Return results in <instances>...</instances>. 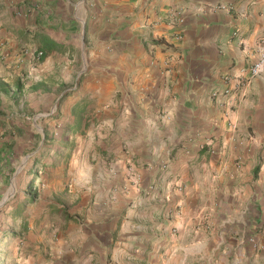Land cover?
Listing matches in <instances>:
<instances>
[{"label": "crops", "instance_id": "1", "mask_svg": "<svg viewBox=\"0 0 264 264\" xmlns=\"http://www.w3.org/2000/svg\"><path fill=\"white\" fill-rule=\"evenodd\" d=\"M263 50L264 0H0L13 264H264Z\"/></svg>", "mask_w": 264, "mask_h": 264}, {"label": "rangeland", "instance_id": "2", "mask_svg": "<svg viewBox=\"0 0 264 264\" xmlns=\"http://www.w3.org/2000/svg\"><path fill=\"white\" fill-rule=\"evenodd\" d=\"M27 193L32 192L27 191ZM3 195H5L4 198ZM23 196L24 194L16 193L13 186L8 191L0 192V198H3L0 199V264H13V234H17L19 228L11 214L18 202L14 200H20Z\"/></svg>", "mask_w": 264, "mask_h": 264}, {"label": "built area", "instance_id": "3", "mask_svg": "<svg viewBox=\"0 0 264 264\" xmlns=\"http://www.w3.org/2000/svg\"><path fill=\"white\" fill-rule=\"evenodd\" d=\"M34 55V54H32ZM35 55H37L38 57L41 56L40 52H37ZM264 70V50L260 52L259 57L257 59V61L252 64L248 70L246 71L247 76L244 78H240L239 80L236 81L234 89H236L237 91L243 93L247 87V85L250 82V79L257 77L258 75H260ZM229 90H227L225 93H227V95L229 94ZM226 95V94H224Z\"/></svg>", "mask_w": 264, "mask_h": 264}, {"label": "trees", "instance_id": "4", "mask_svg": "<svg viewBox=\"0 0 264 264\" xmlns=\"http://www.w3.org/2000/svg\"><path fill=\"white\" fill-rule=\"evenodd\" d=\"M39 41H43L44 42V46L41 48V53H42V56H40L39 58H36V60L39 62V61H42V59L44 58V56L48 53H50L55 47L53 46V43L52 42H48V43H45V39L43 38L44 36H41L39 35ZM16 88H17V93H19L21 91V88H22V85L20 82H18L16 84ZM17 95V94H16ZM15 95V96H16ZM36 194H33L30 199H32L33 197H35ZM28 200V199H27Z\"/></svg>", "mask_w": 264, "mask_h": 264}, {"label": "bare ground", "instance_id": "5", "mask_svg": "<svg viewBox=\"0 0 264 264\" xmlns=\"http://www.w3.org/2000/svg\"><path fill=\"white\" fill-rule=\"evenodd\" d=\"M9 192L11 193V190H10ZM10 193H9V194H10Z\"/></svg>", "mask_w": 264, "mask_h": 264}, {"label": "water", "instance_id": "6", "mask_svg": "<svg viewBox=\"0 0 264 264\" xmlns=\"http://www.w3.org/2000/svg\"><path fill=\"white\" fill-rule=\"evenodd\" d=\"M3 202H5V200H3Z\"/></svg>", "mask_w": 264, "mask_h": 264}]
</instances>
